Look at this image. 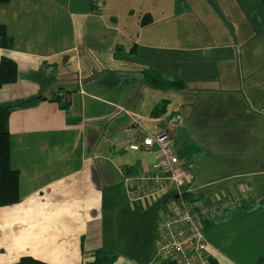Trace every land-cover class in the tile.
<instances>
[{"label":"crops","instance_id":"crops-1","mask_svg":"<svg viewBox=\"0 0 264 264\" xmlns=\"http://www.w3.org/2000/svg\"><path fill=\"white\" fill-rule=\"evenodd\" d=\"M50 7H42L41 0L0 3V23L6 24L13 41L12 48H5L0 37V59L3 55L14 59L18 70L14 82L0 87V105L30 102L12 110L8 117L10 164L19 171L20 200L0 206V264L13 263L23 255L51 264H90L97 250L116 256L109 264H158L154 253L150 257L142 254L141 241L138 244L124 230V215L130 218L137 211L141 216L156 207L164 212L175 197L168 192L156 199H129L124 171L141 170L146 166L145 157L149 166L153 156L131 150L128 141L138 133L145 136L164 128L172 132L174 140L175 128L191 119L177 115L179 123L170 126V121H164L172 118L166 117V112L154 114L156 91L167 86L155 87L147 78L155 70L166 72L165 78L182 79L184 84L200 82L215 72L214 62L227 61L234 55L203 54L198 45L171 48L166 42H154L152 32L148 38L138 40L132 33L123 36L120 27L116 30L119 34L115 38L116 52L113 50L114 65L104 68L102 79L91 76L87 80L95 84L82 81L80 85L77 81V85L65 87L66 81L57 75L51 83L58 89L51 90L42 73L66 68L75 46L61 48L66 41L55 49L56 22ZM44 8L48 16H42ZM149 19L141 23L151 25L152 15ZM71 42L79 41L75 38ZM81 46L84 51V39ZM169 62L176 73L167 71ZM138 94L144 96L138 98ZM230 106L216 114L211 124L232 122L227 112ZM236 125L241 135L235 140L248 150V167L253 168L248 174H264V132L239 127L237 121ZM222 134L225 141L235 135L230 130ZM175 151L191 168L185 149ZM192 175L184 188L191 201L245 194L249 197L242 207L204 221L203 228L208 226L214 237L210 235L208 241L212 244L208 256L218 264H264V183L244 185L237 181L209 190L210 181L202 182ZM106 218L113 222L110 236L106 234ZM157 223L154 249L159 237Z\"/></svg>","mask_w":264,"mask_h":264},{"label":"rangeland","instance_id":"rangeland-1","mask_svg":"<svg viewBox=\"0 0 264 264\" xmlns=\"http://www.w3.org/2000/svg\"><path fill=\"white\" fill-rule=\"evenodd\" d=\"M45 5L51 6L49 10L53 11L56 22L55 49L66 41L61 48L75 46L68 55L71 62L66 68L42 73L51 90L58 89L51 83L57 75L66 81L65 87L77 85V81L80 85L82 81L86 85L95 84L87 80L91 76L94 80L102 79L104 68L114 65L115 38L119 34L116 30L120 31V27L123 36L132 33L138 40L148 38L152 32L154 42H166L171 48L198 45L203 54L232 53L234 57L230 56L227 61L214 62L215 72L207 80L186 82L183 87H165L156 91L154 101L157 107L162 105L158 115L166 112V117H172L164 118L166 124L170 121V126L179 123L177 115L191 119L190 123L185 120L175 128L174 146L178 152L185 149L192 164L189 169L200 181H210L207 189L223 188L237 181L244 185L264 183V174H248V169H253L248 167V150L235 140L241 135L236 121L239 127L249 131L264 132V115L261 116L264 108V0H41V6ZM41 11L42 16H48L47 9ZM147 12L153 17L151 25L141 23L147 19ZM75 38L78 43L71 42ZM81 39L86 41L84 51ZM172 66L169 62L167 71L170 74L176 73ZM165 73L160 74L165 76ZM107 78L113 81L112 77ZM140 96L138 94V98L144 95ZM126 103L130 102L126 100ZM228 104H231L227 112L232 122L219 126L211 124L213 117L225 111ZM225 130L235 134L234 139L225 141L222 134ZM142 159L147 166L148 158ZM238 174L244 176L228 178ZM142 214L138 216L136 211L130 218L124 215L127 219L123 221L124 230L132 234L138 244L141 241L142 254L150 257L154 253L155 257L156 221L163 212L156 207ZM112 225L113 222L106 218L108 236L112 233ZM209 230L208 226L203 229L208 241L214 238Z\"/></svg>","mask_w":264,"mask_h":264},{"label":"built area","instance_id":"built-area-1","mask_svg":"<svg viewBox=\"0 0 264 264\" xmlns=\"http://www.w3.org/2000/svg\"><path fill=\"white\" fill-rule=\"evenodd\" d=\"M131 150L153 156L152 163L139 171H124L123 182L131 201L159 198L170 192L172 207L163 212L157 226L155 259H174L177 264H208L209 242L203 233L204 221L226 210L242 207L248 195L222 197L204 202L185 198V187L192 180L189 167L178 157L168 128L143 136L138 133L128 141Z\"/></svg>","mask_w":264,"mask_h":264},{"label":"trees","instance_id":"trees-1","mask_svg":"<svg viewBox=\"0 0 264 264\" xmlns=\"http://www.w3.org/2000/svg\"><path fill=\"white\" fill-rule=\"evenodd\" d=\"M8 0H0V3H5ZM150 14H145V18L150 20ZM0 37L5 48H12V37L8 35L6 24L0 23ZM17 64L16 61L8 56H2L0 59V87L5 83L14 82L17 78ZM154 71L150 78H147L149 83L155 87H183L184 81L182 79L167 77L161 75L159 71ZM30 102L23 101L16 105H0V206L10 205L20 200L19 195V171L10 164V136L8 130V117L12 110L28 104ZM162 106V105H161ZM159 107L153 109L154 114H158ZM185 198H188L185 194ZM189 199V198H188ZM114 254H105L99 250L95 253V258L90 261V264H109L115 259ZM208 264H218L217 261L208 256ZM10 264H51L50 262L37 259L30 255H23L18 260ZM158 264H177L174 259L166 260Z\"/></svg>","mask_w":264,"mask_h":264}]
</instances>
